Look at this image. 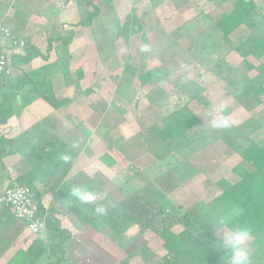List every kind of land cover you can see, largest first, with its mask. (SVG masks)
I'll list each match as a JSON object with an SVG mask.
<instances>
[{"label":"rangeland","instance_id":"rangeland-1","mask_svg":"<svg viewBox=\"0 0 264 264\" xmlns=\"http://www.w3.org/2000/svg\"><path fill=\"white\" fill-rule=\"evenodd\" d=\"M17 1L7 0L4 7L9 9L0 8L4 15L9 11L8 17H0L1 23L24 41L22 48L7 49L12 81L3 91L9 115L16 119L24 111L21 108H28L34 101L37 107L47 104L53 109L46 101L49 96L58 102L66 100L57 111L65 119V128L77 134L71 137L72 150L86 141L83 154L86 158L94 155L95 161L87 172L94 179L104 174L108 178H103L97 193L116 201L124 197V189L141 191L166 215L194 211L199 219L212 223L217 237L218 230L228 231L226 223L221 226L219 221L222 218L227 222L229 215H224L223 209L220 216L219 210H208L220 192L216 182H235L233 169L237 165L249 169L243 160L246 142L264 146V94L260 95L262 104L251 112L234 97L246 80L264 84L255 69L264 66V56H254L242 48V44L246 48L254 45L253 31L247 27L240 26L225 41L215 26L236 0H159L156 6L148 0H100L97 7L105 29L97 23L90 27L61 23L63 17L76 23L78 2L73 9H62L58 14L54 0H23L25 8H20ZM252 1L264 18V0ZM132 10L141 20L147 45L141 40L142 32L131 31V21L128 27L123 26ZM26 11L29 17L22 28ZM60 25L64 36L73 34L74 39L67 46L55 43L44 59L48 30ZM255 32L264 37V22ZM78 69L82 71L81 79ZM152 69L160 70L161 76L154 78ZM138 71L145 72L152 83L141 85ZM19 81L25 84L14 88ZM221 104L231 127L214 130L210 120L216 117ZM181 108L188 109L198 124L165 153V143L149 129ZM104 148L115 160L110 168L98 162ZM46 162L49 167L54 161L48 157ZM10 179L0 185V196L16 177ZM71 188L68 194L63 191L66 199ZM68 217L73 238L81 240L85 248L77 258L80 264H98L97 260L101 264H156L165 254L166 237H155L151 231L141 235L137 226H132L115 237L91 227L76 228L74 217ZM7 220L15 219L0 204V227ZM180 230L174 227L170 234ZM11 232L0 233V249L16 247L21 240L30 243L45 237L35 238L21 227V233L11 241ZM248 249L251 264H264V249L255 258L253 249ZM133 251L138 255L127 260Z\"/></svg>","mask_w":264,"mask_h":264},{"label":"trees","instance_id":"trees-1","mask_svg":"<svg viewBox=\"0 0 264 264\" xmlns=\"http://www.w3.org/2000/svg\"><path fill=\"white\" fill-rule=\"evenodd\" d=\"M93 1H78L79 21L70 24L72 27H90L97 23L105 29V23L100 19L99 8L93 4ZM148 1L151 5L156 6L159 0ZM130 15L127 16L123 26L128 27L129 21H131V31L142 32L141 40L147 45L146 33L143 31L141 20L135 16L134 10ZM28 17L29 13L26 11V15L22 19V26L27 22ZM263 19L260 10L252 0H236L231 9L216 22L215 26L221 31L222 37L226 39L225 41H228V36L240 26H245L253 31V37H251L254 42L253 47L246 48L242 44V48L246 53L261 57L264 56V37L256 34L255 30L259 23L264 22ZM0 22L2 21L0 20ZM17 23L16 25H18ZM4 25L11 28L5 23ZM61 27L62 25L58 28L52 26L48 30L44 59H47L55 43L67 46L73 41L74 35L64 36V30H61ZM13 33L18 36L15 32ZM8 57L10 58L9 55ZM258 66L255 69L264 78V66ZM250 67L253 68V66ZM137 73L141 85L152 83L151 78L145 72L138 71ZM77 74L78 79H81V69L77 70ZM152 74L154 78L161 76L158 69H152ZM24 84V81H19L13 87L18 89ZM6 86L7 84L0 86V125L5 124L10 118L6 109L7 96L3 91ZM261 94H264V84L246 80L241 91L234 97L246 111L251 112L262 104ZM46 101L55 110L66 102V100L58 102L50 96ZM197 124L198 119L188 109L181 108L173 115L160 120L158 126H153L149 130L165 143L166 149L164 151L167 153V148L172 143L179 140L186 131ZM32 134L30 131V133L24 134V137L29 138ZM18 143V140H6L0 136V149L3 148V151L0 152V159L13 155L16 148L23 144L18 146ZM83 145L84 142L82 141L74 151H80ZM246 145L243 160L249 165V169L237 165L233 169L234 174L237 176L235 182L231 183L224 179L217 181L216 184L220 192L209 204L208 210H219L218 214L220 216V209H223V214L230 217L226 222L228 229L239 225L246 226L251 230L252 239L247 241V247L253 249L254 256L252 255V257L255 258L258 251L264 249V146L259 147L251 142H246ZM23 147L24 145H22ZM54 154L56 153L44 155L42 160L43 169L47 167V158H51ZM99 159L107 167H112L115 164V160L107 153L100 156ZM56 165L57 163H50L49 167ZM35 176V174L29 173L16 177L9 187L22 185L29 187L34 192L39 203V213L45 218L46 235L43 240H34L25 251H17L6 264H80L78 259L82 256L85 249L84 245L81 240L74 239L71 232L61 226L60 221L56 218L57 214L73 216L80 226L83 228L91 227L98 233L109 231L117 236L125 234L132 226H137L141 235L151 231L155 237H166L163 243L165 254L156 264H228V253L220 246V238L215 235L216 229L212 223L199 219L194 211H184L178 215H166L160 208L155 207L146 199L141 191H126L125 189L123 190L124 197L119 200L115 201L107 195L105 199L96 202L112 205L108 208L105 216H98L95 213V204L82 205L71 195L68 196V202H61L63 206L60 207V210L57 211L53 207L44 209L41 203L42 195L34 185ZM77 185L87 187L94 192H100L101 179H94L79 170L72 178V187ZM5 209L7 210V208ZM9 214L11 213L9 212ZM19 223L22 224L21 221L16 219L10 220L0 229V233H8L9 228L19 227L20 225H17ZM174 227H181V230L176 234H170L171 229ZM90 255L92 256V254ZM137 255V251H133L127 256V260ZM97 261L98 264H101L99 263L101 261Z\"/></svg>","mask_w":264,"mask_h":264},{"label":"crops","instance_id":"crops-1","mask_svg":"<svg viewBox=\"0 0 264 264\" xmlns=\"http://www.w3.org/2000/svg\"><path fill=\"white\" fill-rule=\"evenodd\" d=\"M6 1L7 0H0L1 3L0 8L2 7L4 8ZM78 1L79 0H54V3H55V7H57V11L59 14L62 9L67 10L69 8H72L73 4L75 2L77 3ZM17 2L19 3V6H23L25 8L24 4L26 2H23V0H19ZM98 2L101 3L100 0H94L93 4L97 6ZM9 7L10 6H8V8H4V10L9 9ZM4 10L0 9V17L2 18L8 17L9 15L8 10L7 13L4 15ZM76 10L78 14L77 7ZM58 14L57 17L59 18ZM12 15L13 14H11L10 17H12ZM59 21L61 23L69 22L70 24H73L71 21H68L64 17L63 19L61 18ZM78 21H79V14L76 22ZM0 25L5 26L4 23L2 24L1 22ZM25 25L26 23H24L22 28ZM8 29L11 30L12 28H8ZM11 81L12 78L6 80L5 82V84H7L6 87H9ZM36 105L37 102L34 101L30 104L28 108L26 107H24V109L21 108V110H24L23 113L21 112V115L19 114L18 116H16V119H14L13 115H10V118L7 120V122L3 125H0V129H2L0 131L2 133L0 134V136L2 135L1 137L5 138L6 140H14V141L18 140L19 141L18 146L21 145L22 143H23L22 145H24L23 148L22 145L17 147L13 155L3 157L0 159V185L3 184L6 185L9 182V179L10 178L12 179V177L14 176L19 177L21 175L33 173V175L34 174L36 175L34 185L42 195L41 203L44 209L53 207L55 210L58 211L60 210V207L63 206L61 205V202L65 203L66 200H67L66 202H68L69 200L68 196L66 199L63 195L68 194L67 191L69 187H72V178L74 177V174L77 171L81 170L83 174L87 176H93V174L91 175L87 171L91 169L92 165L95 163V161L93 160L94 155L90 158L88 157L86 158L84 156L83 149L87 148L86 141H84V145L80 151L78 152L73 151L72 141L74 139L71 137L72 135L76 136L77 134L75 135L74 133L70 132L71 131L70 129L68 130L67 128H65V124L63 123L65 119L61 118L62 115L57 110L51 109L47 104H44L43 106L41 104V107H37ZM41 110H44L45 113L41 112ZM67 116L68 115H66V117ZM84 128L88 132L87 128L86 127ZM30 131L33 133L31 137L29 138L27 136L24 137V134L26 135V133L28 132L30 133ZM69 134H70V139H69L70 141H68ZM22 135H23V139L21 140ZM93 144L94 141L92 139V136H90V140H89L90 147L93 148ZM2 149H0V152L3 151ZM105 151L106 149L104 148V152ZM54 152L56 154L51 156V158L54 161L53 163H57V165L43 169L44 166L42 165L43 156L45 154L54 153ZM106 153H108V155L110 156L108 151L103 154ZM62 154L69 155L71 159L67 163L64 162L61 159ZM99 160L98 162L100 164H103V167L106 166L104 163H102ZM64 166L65 168H63ZM37 169H40L39 170L40 173H36ZM104 173L105 171L103 172V174ZM104 175L100 177L101 181H103V178L106 177ZM65 188H66V193H65ZM56 218L60 221L61 226L67 229L68 231H70L72 234L73 227L72 225L68 224L70 217L62 214H57ZM7 223H9V220H7ZM75 223H76L75 227L77 228L80 224L77 221ZM22 224L19 223L18 225L20 226L19 227L16 226V228L14 227L9 228L10 231H12L11 236H13L11 238V241L13 240V238H15V236L21 233V226L25 228L24 224L23 225ZM2 228L3 227H0V229ZM45 235H46V231L44 230L43 235L41 233L39 236H34V237L40 238L41 236H45ZM31 243L32 242L28 243L21 240L16 247L8 246L3 249H0V264H6L17 251L20 250L25 251Z\"/></svg>","mask_w":264,"mask_h":264},{"label":"built area","instance_id":"built-area-1","mask_svg":"<svg viewBox=\"0 0 264 264\" xmlns=\"http://www.w3.org/2000/svg\"><path fill=\"white\" fill-rule=\"evenodd\" d=\"M22 47H24L22 38L0 25V86L12 75L7 49ZM0 204L7 208L16 220L24 224L30 235L39 236L45 230V218L40 215L39 203L29 187L8 186L0 196Z\"/></svg>","mask_w":264,"mask_h":264},{"label":"clouds","instance_id":"clouds-1","mask_svg":"<svg viewBox=\"0 0 264 264\" xmlns=\"http://www.w3.org/2000/svg\"><path fill=\"white\" fill-rule=\"evenodd\" d=\"M224 109L225 106L223 104L217 107L216 112L218 114L214 119L210 120L212 129L223 130L231 127V121L223 115ZM61 159L67 163L71 157L67 154H62ZM70 195L82 205L95 204L94 211L98 216H105L108 208L112 206L111 204L96 203L98 200L105 199V197L87 187L74 186L71 188ZM225 223L226 221L223 219L219 221L221 226ZM218 232L220 233V246L228 253V264H251L247 241L252 239V232L248 227L237 225L228 231L221 232L218 230Z\"/></svg>","mask_w":264,"mask_h":264}]
</instances>
